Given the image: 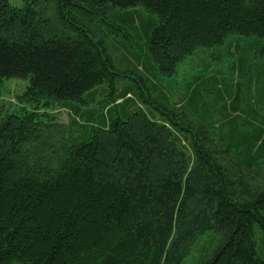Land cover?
<instances>
[{
    "label": "trees",
    "instance_id": "16d2710c",
    "mask_svg": "<svg viewBox=\"0 0 264 264\" xmlns=\"http://www.w3.org/2000/svg\"><path fill=\"white\" fill-rule=\"evenodd\" d=\"M17 1L0 0V90L25 80L30 108L0 114V264H264V114L216 124L133 100L92 30L137 33L129 9L154 13L138 19L162 76L232 35L264 61V0ZM96 94L111 97L100 124L76 104ZM55 104L69 125L38 110Z\"/></svg>",
    "mask_w": 264,
    "mask_h": 264
},
{
    "label": "rangeland",
    "instance_id": "374dc122",
    "mask_svg": "<svg viewBox=\"0 0 264 264\" xmlns=\"http://www.w3.org/2000/svg\"><path fill=\"white\" fill-rule=\"evenodd\" d=\"M8 1L13 4L19 3L17 0ZM129 10L135 13V23L139 27L137 33L128 25L115 28L99 25L96 22L92 23L93 34L96 35L94 38L102 39L105 42L115 69L118 72L129 73L128 77L118 78L117 91L124 85L130 86L133 88L130 90L133 100L141 99L138 96L143 94L153 105L158 103L166 105L165 102L167 101L173 105L174 113L185 112L189 119L196 116L216 124L222 121L223 115L235 116L236 120H252L256 116L260 117L264 114V87L262 88L258 82L257 75V67L259 66L260 76L263 79L264 61L252 46L253 39L232 35L227 37L221 45L208 48L199 47L178 63L173 74L162 76L156 64L152 60L146 59L145 34L140 29L138 19L143 18L147 22L150 18L154 19L155 14L140 6ZM125 34L127 35L125 36ZM235 38L240 42V49H235L233 46ZM115 42L127 48L113 49ZM145 63L151 68L150 81L159 85L160 93H155L150 87L146 89L143 85L142 81L147 83L148 80L146 69L143 68L142 71V66ZM135 72H138V75ZM138 76L141 77L142 81ZM26 84L25 80L19 78H10L4 81L0 90V114H4L10 109L17 111L22 107V110H29V104L21 105L16 102V96L23 92ZM106 89L105 94L110 95L108 94L110 88ZM113 94L111 92V96ZM165 97L167 98L166 101ZM110 98V96L103 97L102 94H96L92 101H88L87 97L85 98L87 103L78 102L76 104L89 115V118L91 117V122L100 124L102 115L106 118L103 100ZM118 103L121 104L122 99L118 100ZM126 103L124 102L123 105L125 106ZM153 105L144 103L145 108L152 109L158 114ZM235 105L237 111L233 113L232 110H234L233 106ZM121 107L122 104L120 109ZM38 110L47 111L45 114H52L57 121L65 126L71 122L72 114L67 108L58 104L45 110H40V108ZM80 120L86 121L83 117H80Z\"/></svg>",
    "mask_w": 264,
    "mask_h": 264
}]
</instances>
